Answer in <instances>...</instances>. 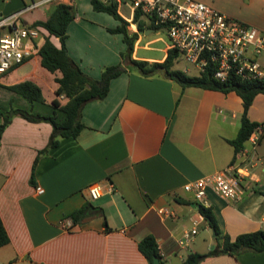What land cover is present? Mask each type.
Returning a JSON list of instances; mask_svg holds the SVG:
<instances>
[{
    "label": "crops",
    "instance_id": "obj_1",
    "mask_svg": "<svg viewBox=\"0 0 264 264\" xmlns=\"http://www.w3.org/2000/svg\"><path fill=\"white\" fill-rule=\"evenodd\" d=\"M234 2L227 14L264 29V0ZM25 3L0 0V16ZM73 3L77 11L67 25V50L85 72L99 77L102 66L121 61L120 51L126 48L122 33L108 30L119 21L93 9L90 0ZM47 4L45 14L29 22L45 18L53 3ZM119 13L129 21V31L138 33L131 56L162 60L170 47L165 29L151 26L142 16L144 31L139 32L131 12ZM50 39L60 45L58 37ZM124 65L127 68L110 80L105 97L83 105L84 127L75 138L63 137L41 151L52 129L48 121L15 115L3 129L0 218L9 241L0 246V264H149L138 247L148 233L154 235L165 264H182L189 251L205 252L216 244L212 228L192 206L193 195L183 184L231 162L250 169L239 197L228 199L208 188L204 204L212 207L220 229L231 237L264 229V134L254 148L246 139L241 145L245 151L230 141L240 126L241 96L234 90L182 88L163 72L145 75L127 61ZM45 69L35 53L1 73L0 105L50 113L55 81L54 73ZM23 79L38 81L45 101L31 103L3 85ZM247 116L264 120V92L256 93ZM94 182L102 193L92 199L88 185ZM86 203L85 214L74 221L70 213ZM193 219L197 232L181 246L178 237ZM66 220L70 227L64 225ZM199 264H264V250L208 255Z\"/></svg>",
    "mask_w": 264,
    "mask_h": 264
},
{
    "label": "trees",
    "instance_id": "obj_2",
    "mask_svg": "<svg viewBox=\"0 0 264 264\" xmlns=\"http://www.w3.org/2000/svg\"><path fill=\"white\" fill-rule=\"evenodd\" d=\"M49 14L43 19H36L31 24H41L46 28L48 34L40 36L42 42L34 40L35 53L40 56V63L47 70L54 73V93L49 104L52 106L50 113L34 111L31 108L16 106L12 103L8 107L0 105V137L5 126L15 115L22 116L30 121H48L51 126V132L47 144L41 151L56 146L63 137L75 138L84 127L81 119V110L83 105L92 99H101L108 92L110 80L127 68L124 62L135 68L142 74H151L163 72L170 78L178 82L182 88L186 86H199L202 88L217 89L223 92L234 90L238 93L243 102V111L240 118V126L237 134L230 141L235 149L242 145L247 139L249 133L258 121L249 119L247 110L254 96L258 92H264V81L262 80H245L235 74L229 75L226 79L216 78L210 70H203L194 74L186 72L182 68L174 67V62L182 56L181 51L170 46L162 60L149 61L142 58H133L134 41L136 40L137 31L130 32L128 29L129 21L119 12L116 2H104L102 0H90L95 10L106 11L118 23L113 27H108L110 32L122 33V39L126 43V48L120 51L121 61L103 65L100 76L93 77L85 72L77 61L69 54L66 47L67 25L76 15V5L63 1L52 2ZM141 11L134 10L131 21L136 24L138 30H143V20ZM151 26L160 28L153 21ZM50 35L58 37L60 45H55L50 39ZM5 87L16 91L24 96L29 102L45 101L42 88L31 79H23L11 84H3ZM63 95L64 100L59 96ZM36 158L32 163L30 181L34 182V166ZM90 203L73 210L70 213L74 221H78L84 214ZM198 211L206 219L209 227L215 231L216 244L213 248L205 251H189L182 260V264H199V262L208 255L228 253L236 256L240 251L251 249L254 251L264 250V229L245 231L231 237L227 232H223L217 222L214 211L210 205L200 203ZM9 241L8 234L0 218V246ZM138 247L144 254L149 264H155L153 256L159 258L157 264H165L159 252L156 239L153 234L148 233L138 241Z\"/></svg>",
    "mask_w": 264,
    "mask_h": 264
},
{
    "label": "built area",
    "instance_id": "obj_3",
    "mask_svg": "<svg viewBox=\"0 0 264 264\" xmlns=\"http://www.w3.org/2000/svg\"><path fill=\"white\" fill-rule=\"evenodd\" d=\"M50 1L73 3L74 0H31L19 9L0 16V74L19 65L35 54L34 40L48 31L41 24L23 22L20 17L29 9ZM117 6L125 3L130 12L139 9L141 16L165 29L170 46L177 47L182 57L197 69L210 70L220 79L235 74L245 80L264 81V32L238 21L202 0H102ZM190 67L185 68L189 71ZM264 134V120L253 127L247 139L254 148ZM240 150L245 151L241 146ZM250 176V169L231 162L226 167L203 174L183 184L195 201L204 203L211 188L225 198L237 199L242 181ZM42 192L43 188L37 186ZM92 199L99 197L102 187L94 182L88 185ZM183 229L178 237L181 246L197 232L198 222ZM66 227L72 224L66 220Z\"/></svg>",
    "mask_w": 264,
    "mask_h": 264
},
{
    "label": "rangeland",
    "instance_id": "obj_4",
    "mask_svg": "<svg viewBox=\"0 0 264 264\" xmlns=\"http://www.w3.org/2000/svg\"><path fill=\"white\" fill-rule=\"evenodd\" d=\"M30 1L31 0H26V3L30 2ZM202 1H205V2H207L209 4H211L213 7H215L216 9H219L220 11H222V10L226 11V13L224 11H222V12L225 13L226 15L232 17V18H234V19H236L238 21H241V22H243V23H245V24H247V25H249L251 27H254V28L258 29L259 31L264 32V29L260 28L257 24L255 25V24L248 23V22L246 23V22L242 21L241 19H239V18H237V17H235L233 15L227 14V13H229L228 10H233L235 8L236 5H235L234 0H202ZM50 2H54V1H50ZM48 7H50V5H48L47 3L39 4V5L35 6V7H33L32 9H29L26 12H24L23 15L20 17V19L22 21H24L25 23H28L31 17H41L42 15H44L45 12L48 10ZM80 8H81V6H80ZM81 9H84V8H81ZM118 11L121 12L122 14H124L125 16H130L131 15L130 10H129V6L126 5L125 3H121L118 6ZM110 16H112V15L110 14ZM162 33H164L163 30H162ZM37 40H38L39 44L42 42V38L41 37H38ZM185 65H188L190 67V70L188 71V73H191V74L197 73V69L194 68V67H191L190 64L185 59H183L182 57H179L174 62V67H178V68H182L183 69V67ZM42 77H43V79H45V77L43 75H42ZM4 79L5 78H3V80ZM36 82L39 83L38 81H36Z\"/></svg>",
    "mask_w": 264,
    "mask_h": 264
},
{
    "label": "water",
    "instance_id": "obj_5",
    "mask_svg": "<svg viewBox=\"0 0 264 264\" xmlns=\"http://www.w3.org/2000/svg\"><path fill=\"white\" fill-rule=\"evenodd\" d=\"M138 31H139V32H143L144 30H138ZM145 32H146V31H145ZM192 206H194V207H196V208H199L200 203H199V202H195V201H193V202H192ZM212 234L215 235V231H214V229H212ZM211 247H213V246H211ZM153 261H154L155 264H157V263L159 262V258L155 255V256H153Z\"/></svg>",
    "mask_w": 264,
    "mask_h": 264
}]
</instances>
